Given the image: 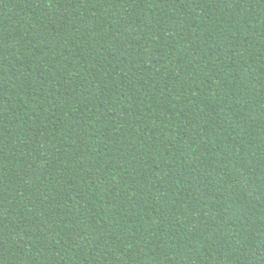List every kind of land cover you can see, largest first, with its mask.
Wrapping results in <instances>:
<instances>
[{
  "label": "trees",
  "instance_id": "16d2710c",
  "mask_svg": "<svg viewBox=\"0 0 264 264\" xmlns=\"http://www.w3.org/2000/svg\"><path fill=\"white\" fill-rule=\"evenodd\" d=\"M0 264H264V0H0Z\"/></svg>",
  "mask_w": 264,
  "mask_h": 264
}]
</instances>
